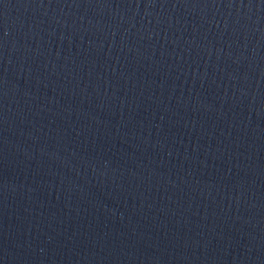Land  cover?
<instances>
[{
	"label": "water",
	"instance_id": "95a60500",
	"mask_svg": "<svg viewBox=\"0 0 264 264\" xmlns=\"http://www.w3.org/2000/svg\"><path fill=\"white\" fill-rule=\"evenodd\" d=\"M0 264H264V0H0Z\"/></svg>",
	"mask_w": 264,
	"mask_h": 264
}]
</instances>
